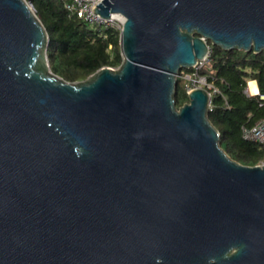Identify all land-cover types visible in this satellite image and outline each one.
<instances>
[{"label":"water","instance_id":"obj_1","mask_svg":"<svg viewBox=\"0 0 264 264\" xmlns=\"http://www.w3.org/2000/svg\"><path fill=\"white\" fill-rule=\"evenodd\" d=\"M123 63L55 75L31 2L0 0V264H264V165L221 147L183 69L264 52V0H103Z\"/></svg>","mask_w":264,"mask_h":264},{"label":"trees","instance_id":"obj_2","mask_svg":"<svg viewBox=\"0 0 264 264\" xmlns=\"http://www.w3.org/2000/svg\"><path fill=\"white\" fill-rule=\"evenodd\" d=\"M49 34L48 58L51 71L70 83L87 80L104 67L118 68L123 63L121 33L115 29L103 33L72 16L65 9V0H27ZM210 63L199 70L218 93H213L208 117L221 133V147L234 160L246 166L264 161V147L246 141L243 128H251L264 119V105L258 96H249V81H256L264 95V52L255 54L239 50L226 51L210 45ZM183 69L175 94L177 107L189 102Z\"/></svg>","mask_w":264,"mask_h":264},{"label":"built area","instance_id":"obj_3","mask_svg":"<svg viewBox=\"0 0 264 264\" xmlns=\"http://www.w3.org/2000/svg\"><path fill=\"white\" fill-rule=\"evenodd\" d=\"M102 1L103 0H65V9L70 15L75 16L77 19L85 22L94 30L103 33L105 30L115 29L121 33L125 23V18L121 14H112L110 18H104L101 17V15L93 12L94 7ZM210 55L211 51L205 60L199 61L198 65L194 68L195 73L193 75L195 76L194 81L200 83V88L207 89L212 98V94L218 93L219 91L209 84L206 78L201 77L198 74L199 70L209 65ZM186 89L187 93L189 94L193 88L187 85ZM246 93L249 96H258L260 100V106L264 105V95L260 94L259 90L257 94H253L250 92L249 86H247ZM243 138L246 141L256 143L264 147V119L257 121L251 128H243ZM260 165H264V161H262Z\"/></svg>","mask_w":264,"mask_h":264},{"label":"rangeland","instance_id":"obj_4","mask_svg":"<svg viewBox=\"0 0 264 264\" xmlns=\"http://www.w3.org/2000/svg\"><path fill=\"white\" fill-rule=\"evenodd\" d=\"M180 77V76H179ZM194 75H191V74H187V73H185V74H183V77H182V84L183 85H188V86H190V87H192V88H195V87H200V83H198V82H195L194 81Z\"/></svg>","mask_w":264,"mask_h":264},{"label":"bare ground","instance_id":"obj_5","mask_svg":"<svg viewBox=\"0 0 264 264\" xmlns=\"http://www.w3.org/2000/svg\"><path fill=\"white\" fill-rule=\"evenodd\" d=\"M249 89H250V92H252V93H256L257 94V92H258V89H257V85H256V83H255V81H250L249 82ZM200 88V87H199ZM195 88H193L192 90H194ZM191 90V91H192ZM190 91V92H191Z\"/></svg>","mask_w":264,"mask_h":264},{"label":"crops","instance_id":"obj_6","mask_svg":"<svg viewBox=\"0 0 264 264\" xmlns=\"http://www.w3.org/2000/svg\"><path fill=\"white\" fill-rule=\"evenodd\" d=\"M256 85H257V82L255 81ZM257 89H258V86H257ZM253 94H256V93H253Z\"/></svg>","mask_w":264,"mask_h":264}]
</instances>
